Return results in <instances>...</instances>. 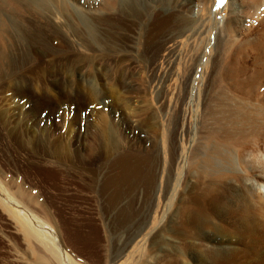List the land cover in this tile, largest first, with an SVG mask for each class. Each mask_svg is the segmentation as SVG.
<instances>
[{
  "label": "rangeland",
  "instance_id": "1",
  "mask_svg": "<svg viewBox=\"0 0 264 264\" xmlns=\"http://www.w3.org/2000/svg\"><path fill=\"white\" fill-rule=\"evenodd\" d=\"M213 1L169 0L163 25L161 11L146 19L141 46L137 40L141 19L126 9L125 0H115L113 9L109 0H68L73 8L90 13L111 37L106 46L84 50L89 53L82 60L65 58L73 50L60 40L55 42L54 58L47 53L38 60H18L15 44H10L11 50L0 44V178L13 186L11 191L19 186L33 197L26 205L53 223L72 261L119 264L138 242L128 264H156L158 256L169 250H185L186 241L218 243L212 229L195 228L188 235L183 215L189 207L196 212L192 199L208 182L197 165L205 152L202 121L208 111H218L214 97L234 87V74L226 69L236 49L219 40L211 60H175V45L165 44L169 35L182 32V16L191 20L202 7L208 16L231 20V38L240 41L248 24L238 11L243 1L224 0L222 5ZM10 5V13L20 22L22 10ZM184 51L181 58L186 59ZM244 57L238 61L255 60L248 49ZM247 139L245 163L238 164L243 184L228 181L254 214V206L264 203V126L259 132L250 127ZM50 142L71 150L69 164L45 154ZM106 148L116 156L109 163L100 154ZM116 160L123 165L129 161L133 172L124 173L119 199H112L110 188L102 190V184L91 188L85 181L97 167L101 180L107 181ZM244 181L258 184L252 194L246 195ZM1 211L0 264H28L19 254L24 243ZM212 219L216 222L219 215ZM227 241L225 237L223 242Z\"/></svg>",
  "mask_w": 264,
  "mask_h": 264
},
{
  "label": "bare ground",
  "instance_id": "2",
  "mask_svg": "<svg viewBox=\"0 0 264 264\" xmlns=\"http://www.w3.org/2000/svg\"><path fill=\"white\" fill-rule=\"evenodd\" d=\"M125 1L126 9L132 10L134 14L137 13L141 19L137 24V40L142 46L148 27V23L145 24L146 19L150 20L153 12L161 11L158 15H160L159 22L163 25L164 16L170 8L169 0ZM242 1L244 5L238 10L241 14L236 13V15H245L248 24L246 23L247 26L243 27V38L240 41L231 38L233 33L230 28L231 20L224 22L223 19L216 17L217 15H213L214 17L210 15L211 19L202 7L200 11H195L191 20L182 16L180 21L185 24L184 28L181 27L182 32L178 35H169L165 43L175 45V60H211L214 57L212 50L216 49L217 42L224 40L228 49L231 50L232 47L236 49V56L226 69L230 74H234L232 78L235 83L233 82L232 91L220 93L214 97L218 111H208L202 121V126L206 130L205 152L203 159L197 165L201 177L208 182L200 186L198 194L192 199L197 205L196 212H193L194 208L189 207L185 208L183 215V225L185 228L188 227L186 232L188 235L195 228L201 232L203 229H212L219 236L218 243L186 241L185 250H169V253L158 256L156 264H179V259H183L184 264H264V203L254 206L257 210L252 214V208L249 207V210L245 208L242 193H239L238 189L228 181L234 179L241 183L244 180L240 172L238 173V164L245 163L242 152L250 148L248 147L250 142L247 139L250 127L255 132H259L260 126H264L262 124L264 123V0ZM113 2L109 4L111 9L114 8L115 2ZM11 3L22 10L23 16L20 22L13 18L8 9ZM183 24L180 25L183 26ZM108 31L101 27L87 11L73 8L68 0H0V44L3 49H7L11 43L15 44L19 50L18 60H38L40 56L44 57L43 55L47 53L56 55L57 40L73 50V53L65 58L82 60V56L89 53L84 50L108 44L111 40ZM161 31L162 29L159 32ZM207 32L209 34L211 32L209 37V34L206 36ZM182 49L185 50L184 58L186 59L181 58ZM246 49L255 55V60L250 64L238 61L240 58H245ZM258 85L256 91L254 88ZM66 150L68 149H65L63 145L53 143L51 147L45 149V154L51 155L50 158L54 157L58 163L64 164L70 160L71 154V150H68L70 152ZM88 150L87 159L90 162L92 150L91 148ZM102 152L100 154L108 163L116 157L112 156L109 148ZM117 160L115 171L105 182L101 180L103 174L99 173L98 167L92 172L89 168L91 175L88 174L86 185L92 188L94 185L100 187L102 184V190L110 188L112 195L110 193L109 195L112 199L118 198L122 191L121 183L124 173L133 172V168L129 161L124 162L123 165ZM70 168L68 166V170ZM73 170L76 171L75 168ZM85 178L82 180L84 181ZM2 179L0 178V209L14 224V230L24 243L23 251H19L22 261L28 264H76L77 261H72L69 252L61 245L53 223L47 218L39 217L35 213L36 210L34 212L31 206L26 205L25 202H32L33 197L19 186L11 191L10 188L13 186H6L7 183ZM257 185L253 181L246 183L244 188L246 195L252 194ZM216 214L219 215V220L214 222L212 216ZM225 237L228 239L227 242H223ZM137 248L138 242L130 248L129 252L127 250V259L125 257L119 264H128L130 260L133 261Z\"/></svg>",
  "mask_w": 264,
  "mask_h": 264
},
{
  "label": "snow or ice",
  "instance_id": "3",
  "mask_svg": "<svg viewBox=\"0 0 264 264\" xmlns=\"http://www.w3.org/2000/svg\"><path fill=\"white\" fill-rule=\"evenodd\" d=\"M217 3L222 5L224 3V0H217Z\"/></svg>",
  "mask_w": 264,
  "mask_h": 264
}]
</instances>
